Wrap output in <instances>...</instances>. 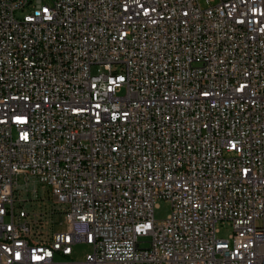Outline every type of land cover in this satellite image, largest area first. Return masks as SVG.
<instances>
[{
  "label": "built area",
  "instance_id": "1",
  "mask_svg": "<svg viewBox=\"0 0 264 264\" xmlns=\"http://www.w3.org/2000/svg\"><path fill=\"white\" fill-rule=\"evenodd\" d=\"M20 177L65 230L14 205ZM77 242L264 264V0H0V264H78Z\"/></svg>",
  "mask_w": 264,
  "mask_h": 264
},
{
  "label": "rangeland",
  "instance_id": "2",
  "mask_svg": "<svg viewBox=\"0 0 264 264\" xmlns=\"http://www.w3.org/2000/svg\"><path fill=\"white\" fill-rule=\"evenodd\" d=\"M23 13L24 12H19L17 16L20 17ZM14 196V205L16 207L23 206L29 213L42 214L43 223L38 225V231H42L43 233L49 232V234H51L52 232L66 229L63 213L64 204L54 202L45 184H41L34 178H30V180L25 183V180L20 177ZM157 204L154 210V217L158 222H161L170 212V203L167 200L159 199ZM217 227L219 228L217 233L219 237L226 238L232 231L228 223H219ZM144 240H148V238ZM72 251V261L82 264L85 262L86 255L90 253L92 249L90 245L84 242H77L73 244ZM56 259H61V257L56 255Z\"/></svg>",
  "mask_w": 264,
  "mask_h": 264
},
{
  "label": "crops",
  "instance_id": "3",
  "mask_svg": "<svg viewBox=\"0 0 264 264\" xmlns=\"http://www.w3.org/2000/svg\"><path fill=\"white\" fill-rule=\"evenodd\" d=\"M71 256H72V254H71ZM71 256H70V261L73 262L72 259H71ZM74 263H76V262H74ZM78 264H81V263H78ZM82 264H86V263L84 262ZM105 264H111V263H105Z\"/></svg>",
  "mask_w": 264,
  "mask_h": 264
}]
</instances>
